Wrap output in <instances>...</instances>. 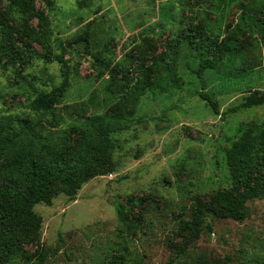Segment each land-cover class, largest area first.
Instances as JSON below:
<instances>
[{"label": "rangeland", "instance_id": "374dc122", "mask_svg": "<svg viewBox=\"0 0 264 264\" xmlns=\"http://www.w3.org/2000/svg\"><path fill=\"white\" fill-rule=\"evenodd\" d=\"M186 1L188 7L182 11L177 0H34L35 11L49 22L53 55L63 56L68 65V89L57 107L65 121L61 127L82 121L65 108L77 111L88 99L93 101L89 115L117 110L119 93L114 90L108 95L106 88L110 72L122 82L135 78V63H128L126 56H136V40L144 30L152 43L147 47V66L165 50L177 28L164 15L168 4H173V15L188 18L199 5L211 8L208 18L220 24L223 37H235L245 50L252 38L258 40L250 58L259 66L239 80L220 79L236 74L238 65L223 64L217 75L205 73L203 91L216 97L220 114L216 116L198 98L200 82L186 68L192 56L181 54L186 58L177 69L182 88L146 92L141 97L128 130L111 134L114 171L82 186L74 202L57 195L50 207L36 205L34 213L42 220L39 239L21 246L10 264H35L36 256L45 254L44 264H168L175 250L184 246L182 238L174 237L179 221L189 220L197 200L207 201L219 190L242 191L230 175L225 153L246 130L264 123V106L225 113L247 96L264 92V47L247 28L238 36L231 29L241 13H246V23L253 16L247 8L264 9V0H232L229 7L217 0ZM3 7L0 2V12ZM160 21L165 30L159 29ZM10 25L14 45L41 51L35 40L41 33L37 20L29 22L26 32ZM84 34L87 41L78 40ZM3 63L4 59L0 61V117L48 128L47 118L34 114L30 102L36 93L60 86V66L30 58L14 67ZM123 66L128 69L125 74ZM260 174L264 176L263 171ZM246 208L242 220L235 221L212 205L199 239L173 264H264V199H254Z\"/></svg>", "mask_w": 264, "mask_h": 264}, {"label": "trees", "instance_id": "16d2710c", "mask_svg": "<svg viewBox=\"0 0 264 264\" xmlns=\"http://www.w3.org/2000/svg\"><path fill=\"white\" fill-rule=\"evenodd\" d=\"M177 1L182 11L188 7L186 0ZM217 1L224 7H229V2H232ZM0 2L4 6L0 12V61L4 59L3 66L14 67L16 63H26L27 58L42 59L46 63L56 62L63 73L60 86L49 92L36 93L30 102L34 114L40 119L47 118L48 128L29 120L8 121L4 116L0 117V264H10L21 246L38 241L42 220L34 213L36 205L50 207L57 195H63L69 202H74L82 186L114 171L112 156L115 144L111 134L128 130L137 115L139 101L146 92L159 90L163 93L182 88L183 82L179 80L177 69L181 61L186 62V54L192 56L191 62H186V68L190 69V74L198 79L202 88L198 98L216 116L220 115L216 97L203 91L205 73L217 75L218 67L223 64L238 65L240 69L236 74L221 75L220 79L225 77L239 80L248 70L259 66V62H251L250 58L255 43L259 45L258 40L252 38L245 50L236 42L235 37H223L220 24L208 18V10L211 8L199 5L198 11L190 9L194 15L188 18L173 15V4H168L164 15L168 24L177 28L167 40L165 50L147 66V47L152 43L144 30L136 40V56H126L128 63H135L132 68L135 78L122 82L113 71L110 72L106 88L108 95H113L114 90L118 91L119 98L114 106L117 110L111 114L89 115L93 101L88 99V102L79 104L77 111L65 108L67 114L71 113L82 121L61 127L65 121L58 114L60 109L57 107L67 92L70 77L63 56H54L52 53L49 22L35 11L34 0ZM261 4L264 8V2ZM48 5H51L50 2ZM214 9H219V6ZM247 12L253 14L248 16L249 21L246 23L243 18L246 13H241L238 24L231 31L238 36L239 32L248 29L250 34L259 36L264 47V9L250 7ZM33 19L37 20L41 28V33L35 39L40 45V52L28 45L16 46L12 42L14 28L10 23L26 32ZM158 27L163 29L164 21H160ZM78 40L86 42V34ZM181 54H185V57L181 58ZM122 70L124 74L128 71L125 66ZM261 106H264V92L258 96H247L242 103L229 108L225 115ZM225 163L237 185L243 187L242 191L219 190L209 195L207 201L197 200L189 220L179 221L174 237L182 238L184 246L175 250L168 264L178 260L185 253L186 247L199 239L206 214L212 205L218 207L221 215L240 221L247 213L246 203L258 198L264 199V176L260 174L264 172V123L250 131L246 130L227 149ZM169 245L173 247V242L170 241ZM46 258V254L36 256L35 264H44Z\"/></svg>", "mask_w": 264, "mask_h": 264}]
</instances>
